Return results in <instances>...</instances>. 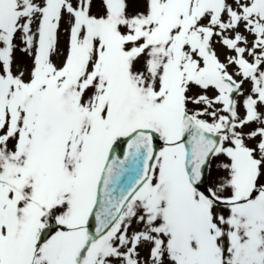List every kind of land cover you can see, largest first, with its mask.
Instances as JSON below:
<instances>
[{
    "label": "snow or ice",
    "instance_id": "snow-or-ice-1",
    "mask_svg": "<svg viewBox=\"0 0 264 264\" xmlns=\"http://www.w3.org/2000/svg\"><path fill=\"white\" fill-rule=\"evenodd\" d=\"M0 264H264V0H0Z\"/></svg>",
    "mask_w": 264,
    "mask_h": 264
}]
</instances>
